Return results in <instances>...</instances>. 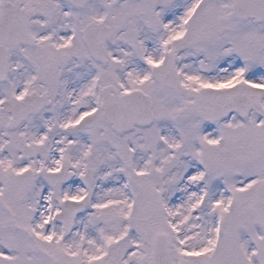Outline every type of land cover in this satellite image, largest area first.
Here are the masks:
<instances>
[{
    "label": "snow or ice",
    "instance_id": "6c2138e0",
    "mask_svg": "<svg viewBox=\"0 0 264 264\" xmlns=\"http://www.w3.org/2000/svg\"><path fill=\"white\" fill-rule=\"evenodd\" d=\"M0 264H264V0H0Z\"/></svg>",
    "mask_w": 264,
    "mask_h": 264
}]
</instances>
